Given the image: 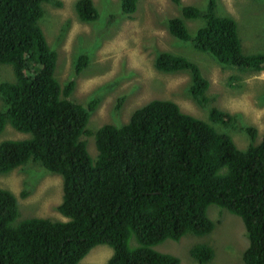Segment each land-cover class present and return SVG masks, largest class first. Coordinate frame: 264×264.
<instances>
[{
    "label": "trees",
    "instance_id": "trees-1",
    "mask_svg": "<svg viewBox=\"0 0 264 264\" xmlns=\"http://www.w3.org/2000/svg\"><path fill=\"white\" fill-rule=\"evenodd\" d=\"M51 1L0 0V63L11 65L16 77L0 83V134L7 123L31 134L0 143V172L32 160L61 174L59 210L67 220H19L18 197L0 187V264H80L101 244L114 251L107 264H182L180 257L154 247L188 233H211L216 225L208 215L212 204L243 220L249 238L244 262L264 264V137L254 144L257 129L241 127L252 138L241 150L230 134L183 112L176 102L154 99L136 109L128 123L105 124L91 133L95 161L82 137L90 134L87 126L98 99L87 106L72 101L76 81L63 87L56 77L58 52L40 25L43 3ZM140 1L121 0L123 13L134 14ZM76 11L82 21L100 16L93 0H78ZM194 18L205 24L193 36L185 19ZM169 30L220 63L264 70V53L244 52L237 20L219 14L216 0H208L205 9L183 6L181 16L169 20ZM88 63L81 54L77 73ZM155 66L189 72L190 93L210 108V120L233 124L234 115L209 106L210 82L198 63L164 51ZM191 255L206 264L215 251L201 243Z\"/></svg>",
    "mask_w": 264,
    "mask_h": 264
},
{
    "label": "rangeland",
    "instance_id": "rangeland-1",
    "mask_svg": "<svg viewBox=\"0 0 264 264\" xmlns=\"http://www.w3.org/2000/svg\"><path fill=\"white\" fill-rule=\"evenodd\" d=\"M77 1L43 3L44 16L40 25L50 46L58 52L57 79L63 87L76 81L70 99L84 106L92 99H98L87 126L90 134L82 137L95 161L98 149L91 133L105 124L121 126L128 123L136 109L154 99L176 102L183 112L230 134L241 150L252 143L250 134L241 129L243 126L255 127L254 144L261 143L264 137V70H240L220 63L211 54L179 40L169 30V20L181 16L183 6L205 9L208 0H180L178 3L174 0H141L132 15L123 13L121 0H93L100 13L95 21L79 18ZM216 1L219 14L237 20L244 52L264 53V0ZM185 21L193 36L205 24L201 18ZM164 51L184 55L199 64L210 82L209 106L234 115L233 124L210 120V108L201 106L190 93L189 72L168 73L156 68V58ZM81 54L88 56L89 63L77 73L76 62ZM15 78L13 67L0 63V83ZM2 108L4 103L0 95V110ZM28 137L31 134L7 123L0 134V143ZM0 187L18 197L19 220L29 217L67 220L59 210L64 194L63 176L49 171L40 162L31 160L8 173L0 172ZM208 215L216 224L211 233H188L179 241L167 239L154 248L180 257L182 264H201L193 258L191 249L206 243L215 251L214 258L206 264H246L243 253L249 238L241 217L215 204L209 207ZM113 252L106 244L98 245L80 264H107Z\"/></svg>",
    "mask_w": 264,
    "mask_h": 264
}]
</instances>
